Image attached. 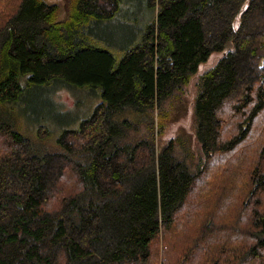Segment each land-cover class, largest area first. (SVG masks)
Returning a JSON list of instances; mask_svg holds the SVG:
<instances>
[{
	"label": "trees",
	"instance_id": "obj_1",
	"mask_svg": "<svg viewBox=\"0 0 264 264\" xmlns=\"http://www.w3.org/2000/svg\"><path fill=\"white\" fill-rule=\"evenodd\" d=\"M60 2L0 0V264H264V0ZM228 44L197 155L164 137ZM59 88L99 100L50 140L31 110Z\"/></svg>",
	"mask_w": 264,
	"mask_h": 264
},
{
	"label": "rangeland",
	"instance_id": "obj_2",
	"mask_svg": "<svg viewBox=\"0 0 264 264\" xmlns=\"http://www.w3.org/2000/svg\"><path fill=\"white\" fill-rule=\"evenodd\" d=\"M57 1H59V3L63 6V2H60V0ZM141 5L143 4L137 3L136 0H132V3L129 4L130 13L140 11ZM145 9L151 10V8L148 6H145ZM119 24L120 22L118 21L112 22V31L118 36ZM130 24L133 26L134 22ZM230 49L231 45L228 44L224 51L213 53L206 62L200 64L198 72L186 87V110L178 121L170 124L164 137L165 139L174 137L178 133L183 132V134L190 135L191 145H193V149L196 154H201L200 145L197 142L194 134L193 117V104L197 94V83L199 81L200 75L214 66L218 60ZM98 100L97 94L95 92H91V90L88 88H59L54 94L43 92L42 95L37 96L35 99L37 109L32 106L33 110H31V112H37V114L32 117L34 118L35 125L43 126L47 129L48 138L51 140V136L56 138L61 130L66 128L64 126L67 124H75V121L78 120L79 122L81 118L89 115L93 111ZM52 102L57 108L54 109L51 106ZM40 110L52 115L54 118L52 117L53 119H51L48 114H42ZM30 131H32L31 128L29 129V133L30 135H33V133Z\"/></svg>",
	"mask_w": 264,
	"mask_h": 264
}]
</instances>
